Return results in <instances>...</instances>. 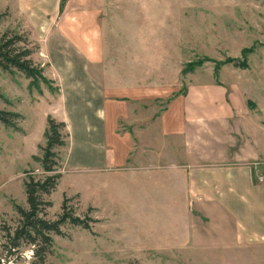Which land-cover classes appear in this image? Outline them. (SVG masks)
<instances>
[{"label":"crops","instance_id":"1","mask_svg":"<svg viewBox=\"0 0 264 264\" xmlns=\"http://www.w3.org/2000/svg\"><path fill=\"white\" fill-rule=\"evenodd\" d=\"M5 2L51 62L50 38L55 51L70 55L63 62L87 65L90 169L153 175L170 229L169 239L152 247L176 263L264 264V64L249 69L246 80L225 81L215 71L217 81L190 83L176 96L173 86L145 83L138 45L125 53L120 71H108L115 65L102 55L107 40L128 27L116 0H66L63 7L62 0ZM57 74L85 76L72 69Z\"/></svg>","mask_w":264,"mask_h":264},{"label":"rangeland","instance_id":"2","mask_svg":"<svg viewBox=\"0 0 264 264\" xmlns=\"http://www.w3.org/2000/svg\"><path fill=\"white\" fill-rule=\"evenodd\" d=\"M62 1L63 7L66 0ZM116 1L127 15L128 27L123 37L120 34L107 40L102 55L108 61L112 59L115 65V68L108 67V71H120L125 53L138 45L145 56L144 67H148V75L143 78L145 83L151 84V81V87L163 82L162 87L173 86L178 96L185 93L190 83L214 82L215 71L224 73L225 81L246 80L249 69L264 64L261 61L264 0ZM7 7L5 0H0V38L8 33L24 36L33 51L35 65L43 70L45 81L36 90L25 75L0 70V110L19 113L22 117L18 122L19 132L0 124V264L31 262L29 248L22 250L21 259L7 254L1 229L5 225L16 226V206L28 209L23 182L29 176L37 179L46 176L42 159L51 119L64 122L65 146L55 149L59 162L56 170L62 178L47 199L53 203L47 210V219L53 222L61 214L66 196L72 200L78 217L95 221L90 230L71 225L62 227L63 236L53 235L54 247L47 263L187 264L182 259L180 263L172 261L169 254L157 252V247L151 245L168 240L170 229V221L159 212L157 189L151 181L153 175L90 169L89 138L85 133L93 86L89 83L87 65L63 62L70 55L55 51L52 38L49 39L50 43L53 41L49 43V50L54 53L51 62L46 47L44 52L34 37V30ZM152 20L158 21V29H146ZM137 24L144 29L135 28ZM134 36L139 37L138 41ZM192 63L199 65L194 71L190 67ZM63 69L85 72V76L60 77L57 72L62 73ZM107 76L110 83L112 79ZM97 80L103 82L102 78ZM160 99V105L164 106L165 98ZM149 101L146 103L152 104Z\"/></svg>","mask_w":264,"mask_h":264},{"label":"trees","instance_id":"3","mask_svg":"<svg viewBox=\"0 0 264 264\" xmlns=\"http://www.w3.org/2000/svg\"><path fill=\"white\" fill-rule=\"evenodd\" d=\"M32 55L33 51L24 36L8 33L0 38V70L9 74L18 72L25 75L32 80L31 86L39 90L40 83L45 81V77L43 70L35 65ZM198 66L196 63L190 64L192 71ZM186 73L187 71L184 70L183 74ZM0 98H2L1 94ZM21 119L19 113L0 110V124L5 128L19 132L18 122ZM64 125V123H56L53 119L48 122L47 144L43 149L42 159L46 176L43 179L29 176L23 182L28 209L16 206L15 211L18 215L16 226L5 225L1 229L5 241L3 247L7 254L21 259L22 250L29 248L32 252L30 264H48L47 256L54 247L53 235L63 236L62 227L71 225L90 230L91 224L95 221L90 217H78L71 205L72 200L66 196L63 199L61 214L53 222L47 219V210L53 207V203L47 199L56 191L62 178L56 170L59 162L55 149L65 146L62 133Z\"/></svg>","mask_w":264,"mask_h":264},{"label":"built area","instance_id":"4","mask_svg":"<svg viewBox=\"0 0 264 264\" xmlns=\"http://www.w3.org/2000/svg\"><path fill=\"white\" fill-rule=\"evenodd\" d=\"M262 181V180H261Z\"/></svg>","mask_w":264,"mask_h":264}]
</instances>
